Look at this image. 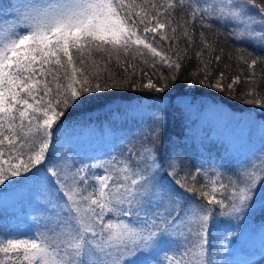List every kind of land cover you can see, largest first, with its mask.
I'll list each match as a JSON object with an SVG mask.
<instances>
[{
    "label": "snow or ice",
    "instance_id": "6c2138e0",
    "mask_svg": "<svg viewBox=\"0 0 264 264\" xmlns=\"http://www.w3.org/2000/svg\"><path fill=\"white\" fill-rule=\"evenodd\" d=\"M23 9L17 22L0 24V185L42 164L54 126L82 97L109 86L101 83L102 72L110 71L113 60L126 74L133 69L145 78L146 68H168L159 84L148 78L137 85L162 93L189 58L197 26L211 30L212 20L230 25L235 39L264 49V0H32ZM199 42L193 76L225 91L224 71L215 83L208 82L212 61L219 64L221 55H211L216 48L203 31ZM144 49L151 60L144 59ZM235 51L247 74L232 77L226 85L229 94L243 79L251 85L245 102L264 108L258 83L264 81V68L255 70L264 65V57L245 48ZM138 57L143 67L137 72L133 61ZM114 76L110 73L109 79ZM159 119L154 118L150 144L139 153L129 150L135 164L113 157L75 171L70 165L50 169L58 185L48 193L50 223L27 238H0L5 259L12 264H138V255L154 250L161 238L179 236L184 243L165 255L167 264H207L206 225L213 209L218 207L221 215L243 210L257 184L264 187V156L227 185L220 173L209 177L198 170L178 178L177 165L169 163L167 175L175 185L197 194L196 200L186 198L157 176L164 167L156 152ZM89 168L104 172L92 174ZM198 176L204 178L199 187ZM229 188L232 203L226 205L217 193Z\"/></svg>",
    "mask_w": 264,
    "mask_h": 264
},
{
    "label": "rangeland",
    "instance_id": "374dc122",
    "mask_svg": "<svg viewBox=\"0 0 264 264\" xmlns=\"http://www.w3.org/2000/svg\"><path fill=\"white\" fill-rule=\"evenodd\" d=\"M30 2L32 0H0V24L17 22L24 11L23 5ZM255 46L261 48L258 44ZM168 102L181 113L183 125L180 146L173 150L169 163L179 165L181 155H195L204 169H224L220 168L221 164L239 176L242 171L250 170L252 164L259 163L264 156V121H256L246 115H235L216 105H201L190 102L186 97H177L172 101L158 99L113 104L106 111L100 112L103 119L101 124L91 122L88 125H73L56 144L59 157L52 164L53 168L65 165L62 162L72 157L77 158L80 163L78 168L83 165L107 164L113 157L118 160L128 159L132 148L138 152L142 150L143 144L137 141V132L153 129L156 116H159L160 124L163 111L170 105ZM141 120L143 122L138 123ZM131 123L134 125L131 126ZM88 171L100 175L104 169L89 168ZM230 176L232 177L231 174ZM162 184L174 187L186 198L196 200L187 196L168 175ZM52 188L46 172L38 170L18 190L11 194H0V231L23 239L47 225L46 222L52 216L48 204V193ZM231 195L229 193L228 197ZM228 197L226 200L230 201ZM262 205L264 187L257 184L252 192V199L241 212L232 215H221L219 212L211 217L206 225V239L210 240L213 250L206 254L207 264L264 263ZM183 243V238L179 236L165 237L158 247L146 253L149 259L146 264H152V260L156 259L157 264H167L165 255L181 250ZM208 244L207 242L205 247Z\"/></svg>",
    "mask_w": 264,
    "mask_h": 264
},
{
    "label": "trees",
    "instance_id": "16d2710c",
    "mask_svg": "<svg viewBox=\"0 0 264 264\" xmlns=\"http://www.w3.org/2000/svg\"><path fill=\"white\" fill-rule=\"evenodd\" d=\"M209 22L212 24L211 30L207 28L201 29L199 26L193 30L195 44L194 47L189 51V58H186L182 61V67L180 72L177 74V78L175 80H170L168 87L162 93H157L154 90L144 89L143 87H137V85L147 83L148 78L159 84V75L163 74L167 76L170 71L168 68L163 67L162 65H157L155 70L152 68H146L145 70L149 73V76L145 78L142 74H133V69H129L128 73L126 74L124 68L118 66L116 61L113 60L112 63L108 65V69L110 71L102 72L103 79L101 83L107 84L109 86L99 92L87 94L74 103L72 107L68 108L53 128V135L51 137L49 148L42 164L37 165L36 168H34L31 172L25 173L21 177L10 178V180L4 185H0V194H6L7 192L8 194H11L12 192L18 190L25 181L33 178L38 170L45 171L53 188H58V185L56 184V178L50 173V169L53 168L52 164L56 163L57 158L59 157L56 153V144L58 140L61 139L63 133L68 128L75 124L81 123L88 125L91 122L96 125L101 124L103 119L100 116V112L106 111L107 107L113 104H128L135 101L158 99H167L168 101H172L177 97H186L190 102H196L201 105H216L220 109L227 110L232 114L246 115L250 116L256 121H264V108L245 102L246 99H250V97H246L244 93L248 87H251V85L245 83L242 79L241 83L235 86L236 90L232 94H229L226 87L227 83L231 82L232 77L239 75L241 71H243L245 75L247 74L246 65L236 61L235 50L237 48H245L247 51L253 52L254 56L264 57V49L259 48L248 41L235 39L232 34L233 28L230 25L220 23L215 20ZM201 31L205 33L207 40L210 43H213L214 47L216 48V51L211 53V55L213 57L215 55H221V61L219 64H217L214 59L212 61L213 75L209 77L208 82L215 83L220 71H224L226 76L225 80L223 81L225 85V91H219L216 88L209 87L208 84L200 82V76H193V73L196 71L199 65V62L196 58V52L202 47L199 42ZM156 39L158 40V37ZM181 46H184L183 41L181 42ZM143 51L146 53L144 59L151 60L152 57L150 54H147V50L144 49ZM208 58L209 53L205 51L204 59L207 60ZM104 59L106 60L107 58L105 57ZM128 59L131 58L129 57ZM133 63L138 65L136 69L137 72L139 71L140 67H143V65L140 63L139 57L136 61H133ZM103 67L104 65L101 64V68ZM262 68H264V65H257L255 70L257 73H260ZM88 71L94 72L95 68H88ZM110 73L115 74L112 79H109ZM114 81L118 82L120 86H110ZM258 83L259 91L264 93V81H259ZM167 104L170 105L163 111V116L160 121V138L156 144L158 161L164 165L163 169L157 173L161 183L169 171L168 165L170 155L174 149L180 146V139L183 132L181 113L174 109L175 107L171 102H168ZM139 122L142 123L143 121L141 120L138 121V123ZM133 125L134 124L131 123V126ZM151 132L152 128H149L147 131H138L136 134L138 135L137 141L141 142L143 144L142 146L149 145L151 142ZM132 151L139 153L135 148H132ZM128 156V159L131 160L133 164H135V160L130 156V154H128ZM178 161V178H182L188 174H195L199 170L201 172H206L209 177H215L216 173H220L222 182L227 185L230 179H236L238 177L235 173L233 174L232 172L228 171V168L221 164L220 168H224L221 169L222 171L220 169H204L197 161V157L195 155L191 156L189 154H183ZM62 163L65 165H70L71 171H75L76 167L78 168V165H80L77 158L75 157H72V159H65ZM65 165H59V169H62ZM203 182V176H198L197 186L199 187V185ZM184 193L189 197L191 196L192 198L197 199V194L195 193ZM229 193L232 194L230 188L227 191L222 190L220 193H217V198L224 199L226 205H229L232 203L231 200H226ZM204 203L206 204V202ZM260 208L261 210L264 209V205L260 206ZM219 212L220 209L215 207L213 209V214L210 215L207 223L211 221L212 216L217 215ZM46 223L49 224L50 221H47ZM5 233L8 232L0 231V238H16ZM164 238L165 237L161 238V240ZM207 242L209 244L205 248L206 254H209L213 249L212 245L210 244V240L207 239ZM0 260L4 261V264H12V261L5 259L4 254L2 253H0ZM148 260V255H146V253L138 255L137 257L138 264H146ZM152 261V264H157L158 262L157 259Z\"/></svg>",
    "mask_w": 264,
    "mask_h": 264
}]
</instances>
